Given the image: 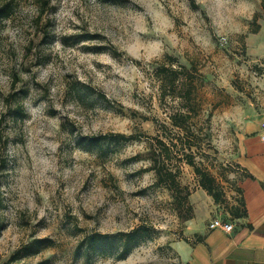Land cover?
Here are the masks:
<instances>
[{
  "label": "rangeland",
  "instance_id": "rangeland-1",
  "mask_svg": "<svg viewBox=\"0 0 264 264\" xmlns=\"http://www.w3.org/2000/svg\"><path fill=\"white\" fill-rule=\"evenodd\" d=\"M3 1L13 10L0 26V264L34 238L53 246L23 262L182 264L171 245L186 221L170 192L152 185L154 172L142 170L147 138L100 146L85 138L152 137L153 118L166 120L153 67L165 55L193 65L202 116L211 114L203 161L215 165L227 198L201 196L197 210L207 225L232 220L243 176L230 155L235 117L264 112L262 0H50L44 9L38 0ZM180 180L200 189L188 165ZM140 225L150 236L124 259L75 253L86 232Z\"/></svg>",
  "mask_w": 264,
  "mask_h": 264
},
{
  "label": "trees",
  "instance_id": "trees-1",
  "mask_svg": "<svg viewBox=\"0 0 264 264\" xmlns=\"http://www.w3.org/2000/svg\"><path fill=\"white\" fill-rule=\"evenodd\" d=\"M38 1L43 9L50 2V0ZM261 3L264 7V0ZM12 10L13 6L10 1L0 0V26L2 21L11 15ZM256 29L253 32H256ZM165 58L167 63L153 67V73L159 80L158 100L160 105L166 109V120L160 121L153 118L155 134L152 137L145 133L140 135L124 133L109 136L91 135L87 136L85 140L91 145L100 146L101 140L108 137L110 141L124 142L145 136L148 140L147 158L150 165L142 170L154 172L155 181L152 185L164 187L170 192L178 215L183 221H187L194 216L193 206L189 199L193 190L180 180L183 164L193 169L198 186L211 196L215 204H223L227 198L221 181L211 171L215 165L211 162L208 166L203 161L210 157L204 148L209 145L211 114L202 116V105L197 95L200 80L197 70L193 65L187 67L170 55H165ZM15 113L20 115V109L16 108ZM237 167L243 171L242 178H253V175L240 167L239 164ZM237 193L238 204L230 205L228 210L233 219L247 215L241 187L237 188ZM1 208L2 199L0 197V210ZM183 209H185L184 214L182 213ZM3 226L0 216V231ZM149 236V231L144 225L130 231L116 233L86 232L79 240L75 253L84 254L86 259L90 260L93 255L114 252L118 259H124L134 247ZM182 239L187 241L186 237ZM202 240V236L195 235V241ZM52 246L53 241L49 238H34L17 248L3 264H47L49 258L35 263H27L22 260L38 254L42 248Z\"/></svg>",
  "mask_w": 264,
  "mask_h": 264
},
{
  "label": "crops",
  "instance_id": "crops-1",
  "mask_svg": "<svg viewBox=\"0 0 264 264\" xmlns=\"http://www.w3.org/2000/svg\"><path fill=\"white\" fill-rule=\"evenodd\" d=\"M264 112L239 110L233 124L232 160L253 178L243 177L238 186L242 189L247 215L227 220L233 225L230 231L222 226L209 227L199 215L197 198L213 199L203 189L190 195L195 215L184 224L182 238L172 242L177 260L182 264H264ZM197 193L198 196L195 194ZM195 235L203 237L195 241Z\"/></svg>",
  "mask_w": 264,
  "mask_h": 264
},
{
  "label": "built area",
  "instance_id": "built-area-1",
  "mask_svg": "<svg viewBox=\"0 0 264 264\" xmlns=\"http://www.w3.org/2000/svg\"><path fill=\"white\" fill-rule=\"evenodd\" d=\"M262 127H264V123H262ZM261 139L264 140V134L261 135ZM217 225L222 226L226 231H230L232 229V227H233V225L231 223H229V222L222 223V222H219L217 220L211 222L209 227L212 228V227H215Z\"/></svg>",
  "mask_w": 264,
  "mask_h": 264
}]
</instances>
